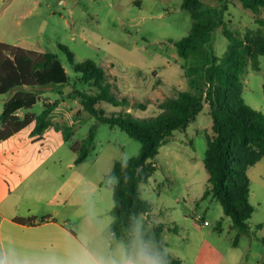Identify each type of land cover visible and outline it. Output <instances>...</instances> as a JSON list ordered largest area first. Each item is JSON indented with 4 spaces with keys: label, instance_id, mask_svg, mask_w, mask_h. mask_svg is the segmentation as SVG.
Masks as SVG:
<instances>
[{
    "label": "rangeland",
    "instance_id": "1",
    "mask_svg": "<svg viewBox=\"0 0 264 264\" xmlns=\"http://www.w3.org/2000/svg\"><path fill=\"white\" fill-rule=\"evenodd\" d=\"M182 2L0 0V36L8 42L34 43L43 52H54L70 76V84L36 90L40 99L30 109H23L39 114L43 102H57L47 136L36 139L28 134L29 128L23 130L16 150L12 149L22 158L10 154L1 159L0 165L7 167L3 171H16L12 176L9 172L2 174V184L21 178L23 197L31 202L33 210L65 218L67 228L77 235L70 234L65 248L83 247L97 258L116 255L129 244L137 227L159 251L154 228L160 225L167 252L179 258L180 264H264V156L246 170L254 210L249 218L250 233L240 234L235 242L238 232L220 201L211 194L204 195L209 178L204 155L208 137L213 134L208 103L204 102L186 128L168 135L148 161L154 172L140 183L138 191L151 203L150 218L145 213L136 216L135 227L126 228L122 237L113 238L109 230L114 204L109 184L113 186L119 179L107 178L106 174L115 161L138 154L140 141L117 126L99 122L94 147L82 162H74L77 152L70 145L81 141L97 121L74 93V89L95 92L96 88L80 79L73 63L94 61L104 69L112 90L128 98L127 105L100 101L97 108L106 115L122 114L132 120L156 116L163 110L165 99L182 90H195L189 82V70L194 68L200 77L202 62L193 54L179 56L175 46L176 41L189 35L193 23ZM201 8L223 10V23L213 30L211 48L218 56L234 45L247 51L241 95L264 113V55L251 56L264 34V9L253 12L240 0H201ZM62 46L73 52V63ZM68 127L73 133L69 140L60 142L58 134L64 135ZM22 171L24 175L32 172L24 176ZM55 256L58 263L69 264L77 258ZM27 260L40 264L42 256Z\"/></svg>",
    "mask_w": 264,
    "mask_h": 264
},
{
    "label": "trees",
    "instance_id": "2",
    "mask_svg": "<svg viewBox=\"0 0 264 264\" xmlns=\"http://www.w3.org/2000/svg\"><path fill=\"white\" fill-rule=\"evenodd\" d=\"M240 1L253 12L264 9V0ZM182 6L190 11L193 23L189 35L175 42L177 53L183 58L195 55L203 67L200 77L195 75L194 68L189 70V82L195 90H182L177 96L165 99L161 103L163 110L156 116L132 120L122 114H104L102 109L97 108L100 101L115 106L127 105L128 98L119 97L112 90V84L101 66L91 60L73 63V52L67 46H62L73 63V69L81 74L80 79L96 88L95 92L74 89L84 109L93 114L97 122L90 126L88 134L81 141L72 142L70 147L77 152L75 163L82 162L94 147L99 122L117 126L140 141L138 154L115 161L106 174L107 178L119 179L113 186L109 184L113 189L114 200L110 209L113 221L109 230L113 238H119L124 235L126 228L135 227V218L139 214L145 213L150 218L151 203L141 197L138 191L140 183L146 182L154 172L148 161L158 153L168 135L176 129L186 128L196 119L204 102L208 103L213 134L208 137L204 155V165L209 172L204 195L211 194L220 201L224 214L231 218L232 226L238 232L236 242L240 234L250 233L249 218L254 207L249 201L250 187L246 170L264 156V113L248 104L241 95V73L246 66L244 54L247 51L239 50L234 45L229 52L218 56L211 48L213 30L223 23V10H203L201 0H183ZM257 54L264 55V34L255 43L251 56ZM65 84H70V76L54 52H41L0 41V97L11 94L3 102L0 112V140L9 138L31 123H34L32 132L42 134L50 125L49 117L57 105L56 101L43 102L39 114L26 112L20 117L18 112L30 109L40 99L36 90ZM58 92L62 93L61 90ZM64 132L67 141L73 129L68 127ZM46 218L41 217L39 220ZM14 220L21 224H34L36 216L19 215ZM154 233L159 252L168 264H180L179 258L167 252L161 239L160 225L154 228Z\"/></svg>",
    "mask_w": 264,
    "mask_h": 264
},
{
    "label": "crops",
    "instance_id": "3",
    "mask_svg": "<svg viewBox=\"0 0 264 264\" xmlns=\"http://www.w3.org/2000/svg\"><path fill=\"white\" fill-rule=\"evenodd\" d=\"M0 41L8 42L1 36ZM9 43L43 52V50L36 48L34 43ZM10 96L11 94L8 93L0 97V112L2 111L3 102ZM62 105L63 109L65 110V104ZM54 110L55 107L50 113V120L55 114ZM26 112L30 111L20 110L18 114L23 116ZM33 127L34 123H31L9 138L0 140V147L6 146L3 148V150H0V164L1 159L3 157H7V155L10 154L13 155L15 159L22 158V155L16 153V151H12V149L16 150V144L18 143V140L22 139L19 134L23 130L29 128L28 134L31 136H37L36 139H41L42 137L47 136L48 132L51 130L48 127L43 131L42 134L39 135L32 132ZM57 138L60 140V142L65 141L64 135L62 134H58ZM13 142L15 143L14 146H8ZM5 168L7 169L6 165H0V264H36L32 263L31 260H27L33 255L42 256V261L40 264H69L65 262L58 263L55 255H75L77 258H86L89 256L97 257L91 250L83 247H72V249L65 248L64 245L68 244L67 241L70 240V234L73 237H77L76 234L67 228L65 224V218H58L57 215H52L49 212H42V214H39V212L37 213V211L33 210L31 202L25 200L23 197V191L20 185L21 178L19 180L17 178L11 179L9 184H2V174L9 172L11 176L16 175V171H3ZM22 172V175H24V171ZM31 172L32 171H27L26 175L24 176H28ZM19 215H34L36 216L35 223H18L14 220V217ZM41 217L47 218L43 221H40L39 219ZM46 257H52V259L50 258L48 260ZM63 261H66V259L64 258Z\"/></svg>",
    "mask_w": 264,
    "mask_h": 264
},
{
    "label": "clouds",
    "instance_id": "4",
    "mask_svg": "<svg viewBox=\"0 0 264 264\" xmlns=\"http://www.w3.org/2000/svg\"><path fill=\"white\" fill-rule=\"evenodd\" d=\"M70 264H168L151 241L145 240L137 227L129 244L110 258H76Z\"/></svg>",
    "mask_w": 264,
    "mask_h": 264
},
{
    "label": "built area",
    "instance_id": "5",
    "mask_svg": "<svg viewBox=\"0 0 264 264\" xmlns=\"http://www.w3.org/2000/svg\"><path fill=\"white\" fill-rule=\"evenodd\" d=\"M198 218H199V216H198ZM203 223L204 224H208V221L207 220H203Z\"/></svg>",
    "mask_w": 264,
    "mask_h": 264
}]
</instances>
